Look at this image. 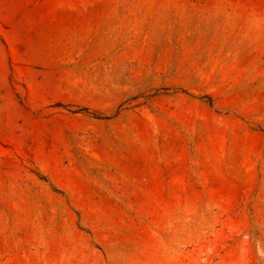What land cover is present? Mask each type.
Listing matches in <instances>:
<instances>
[{
  "label": "rangeland",
  "instance_id": "rangeland-1",
  "mask_svg": "<svg viewBox=\"0 0 264 264\" xmlns=\"http://www.w3.org/2000/svg\"><path fill=\"white\" fill-rule=\"evenodd\" d=\"M0 264H264V0H0Z\"/></svg>",
  "mask_w": 264,
  "mask_h": 264
}]
</instances>
